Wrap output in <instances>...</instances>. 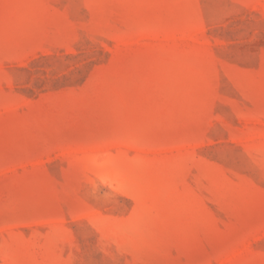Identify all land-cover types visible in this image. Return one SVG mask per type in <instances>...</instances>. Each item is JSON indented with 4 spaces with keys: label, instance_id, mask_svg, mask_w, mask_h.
Wrapping results in <instances>:
<instances>
[{
    "label": "rangeland",
    "instance_id": "rangeland-1",
    "mask_svg": "<svg viewBox=\"0 0 264 264\" xmlns=\"http://www.w3.org/2000/svg\"><path fill=\"white\" fill-rule=\"evenodd\" d=\"M0 264H264V0H0Z\"/></svg>",
    "mask_w": 264,
    "mask_h": 264
}]
</instances>
